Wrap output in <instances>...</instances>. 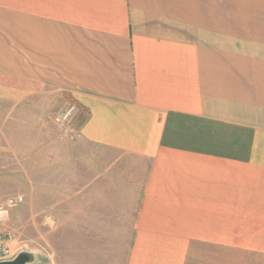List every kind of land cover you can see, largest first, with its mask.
<instances>
[{
	"label": "crops",
	"instance_id": "obj_1",
	"mask_svg": "<svg viewBox=\"0 0 264 264\" xmlns=\"http://www.w3.org/2000/svg\"><path fill=\"white\" fill-rule=\"evenodd\" d=\"M62 94L69 264H264V0H0V133Z\"/></svg>",
	"mask_w": 264,
	"mask_h": 264
},
{
	"label": "rangeland",
	"instance_id": "obj_2",
	"mask_svg": "<svg viewBox=\"0 0 264 264\" xmlns=\"http://www.w3.org/2000/svg\"><path fill=\"white\" fill-rule=\"evenodd\" d=\"M44 105L45 126H37L36 117L30 120L18 118L17 126L8 129L7 133H0V203L11 197L24 198L23 204L12 212L6 229L17 240L14 256L21 252L35 254L40 251L51 256L43 264H51L52 260L55 264H69L68 255L72 250L69 243L75 237L80 241L84 231L68 228V214L72 221H78L79 217L69 213L68 198H60L53 190L52 162L43 167L38 163L37 154L38 147L45 142L50 145L76 143L77 129L82 121L81 110L65 94L50 99L46 97ZM67 106L78 109L71 123L74 131L71 134L61 131L56 123V117ZM22 121L28 123L27 126L21 128ZM71 156L83 158V152L73 148ZM78 201L81 203L84 199ZM124 232L127 236L128 230Z\"/></svg>",
	"mask_w": 264,
	"mask_h": 264
},
{
	"label": "built area",
	"instance_id": "obj_3",
	"mask_svg": "<svg viewBox=\"0 0 264 264\" xmlns=\"http://www.w3.org/2000/svg\"><path fill=\"white\" fill-rule=\"evenodd\" d=\"M78 109L75 106H67L56 117V123L64 133H73L71 127L72 120L77 116ZM24 202L21 196L11 197L0 203V263L11 261L14 258V247L17 240L11 232L6 229L9 224L11 214Z\"/></svg>",
	"mask_w": 264,
	"mask_h": 264
},
{
	"label": "water",
	"instance_id": "obj_4",
	"mask_svg": "<svg viewBox=\"0 0 264 264\" xmlns=\"http://www.w3.org/2000/svg\"><path fill=\"white\" fill-rule=\"evenodd\" d=\"M29 261V258L27 257L26 253H21L18 257H16L14 260L3 262L0 264H25Z\"/></svg>",
	"mask_w": 264,
	"mask_h": 264
}]
</instances>
